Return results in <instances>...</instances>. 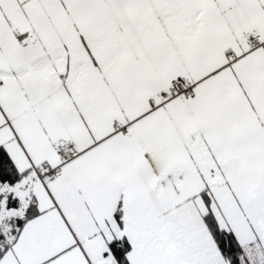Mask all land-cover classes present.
Instances as JSON below:
<instances>
[{
    "label": "snow or ice",
    "instance_id": "snow-or-ice-1",
    "mask_svg": "<svg viewBox=\"0 0 264 264\" xmlns=\"http://www.w3.org/2000/svg\"><path fill=\"white\" fill-rule=\"evenodd\" d=\"M0 264H264V0H0Z\"/></svg>",
    "mask_w": 264,
    "mask_h": 264
}]
</instances>
